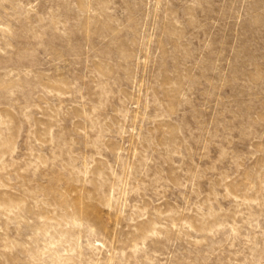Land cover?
I'll use <instances>...</instances> for the list:
<instances>
[{
	"label": "rangeland",
	"instance_id": "1",
	"mask_svg": "<svg viewBox=\"0 0 264 264\" xmlns=\"http://www.w3.org/2000/svg\"><path fill=\"white\" fill-rule=\"evenodd\" d=\"M0 264H264V0H0Z\"/></svg>",
	"mask_w": 264,
	"mask_h": 264
}]
</instances>
